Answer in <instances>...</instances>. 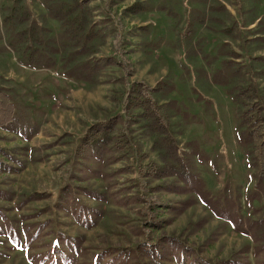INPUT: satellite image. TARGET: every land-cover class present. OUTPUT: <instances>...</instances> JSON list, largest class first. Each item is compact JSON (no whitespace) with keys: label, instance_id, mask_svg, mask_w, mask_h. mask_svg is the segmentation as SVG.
Masks as SVG:
<instances>
[{"label":"rangeland","instance_id":"1","mask_svg":"<svg viewBox=\"0 0 264 264\" xmlns=\"http://www.w3.org/2000/svg\"><path fill=\"white\" fill-rule=\"evenodd\" d=\"M260 57L264 0H0V89L16 114L0 128V264H152L142 249L161 232L197 260L168 248L156 264H264V181L239 126L250 107L264 114ZM132 83L167 103L163 136L205 200L169 190L177 174L139 175L161 162L139 114L124 123ZM113 117L116 161L80 158L87 129ZM141 196L163 210L158 227Z\"/></svg>","mask_w":264,"mask_h":264},{"label":"trees","instance_id":"2","mask_svg":"<svg viewBox=\"0 0 264 264\" xmlns=\"http://www.w3.org/2000/svg\"><path fill=\"white\" fill-rule=\"evenodd\" d=\"M56 17L58 18L57 15ZM60 20L63 22L61 16ZM259 59L264 61L263 57H260ZM154 90L155 89L145 87L140 83H132L129 85L128 90L126 91V97L123 101V112L125 115L124 123L129 122L134 118L133 116H137L139 114L138 116L141 118V121L144 122L153 135H155L152 145L157 149L158 156L160 157L161 165H157L155 163L156 167L151 168V171H145V169L142 168L139 170V175L152 174L154 177H157L177 174L180 177V183L182 182L183 184H173V186L168 188L169 190L177 193L189 192L192 195L197 194V196L202 198V200H205L207 192L203 189L202 181L196 174L192 173L187 168H183L182 163L176 154L177 151L172 148V143H167L166 136H163L166 128V124H164L166 117H164V115L167 111H164L162 116L159 111L162 108H166L167 103L164 104L165 106L163 104L160 105L159 108L152 93ZM170 104L171 103H168V105ZM15 120V107L11 103L9 95L0 89V128L10 126L15 122ZM117 120V117H113L104 123H96L87 129L85 136L81 139V143L78 147V155L80 158H88V155H92L96 158L97 162H106V164H111L116 161L114 156L123 150L120 139H117L115 135ZM239 126L241 128H247V130L243 131L241 135H244L246 142L253 147L254 160L258 168V182L259 184H262L264 181V138H261L259 133L260 130L264 128L263 111L261 109L254 111L253 107L243 111L240 116ZM147 183V181L142 183V187L146 188ZM145 198V196H141L137 199V201L142 203L145 202V205L141 206L139 212L144 217H150V220H144V223L147 226L152 228L158 227L159 221H153L151 218L154 216L157 217L158 212H163V210L155 205L149 198ZM208 202L212 210L219 216L223 218L234 216V212L232 211L230 204H223L220 199L209 200ZM182 205H189V201L183 202ZM182 205L177 208V213L182 211ZM167 238L168 240H165ZM157 240L158 241L153 245V249H142V251L144 250V252L149 254V258L153 262L152 264L158 263V258H162L166 255L168 248H170L169 250H172L171 248L175 249L172 254L181 250V257L179 259L181 262L192 258V253L186 257L187 254L184 252V244L175 240L174 237H169L168 235H165L164 232H161ZM192 260H197L196 256H193ZM195 262L198 263V261ZM232 264L250 263H247L246 261L233 260Z\"/></svg>","mask_w":264,"mask_h":264}]
</instances>
